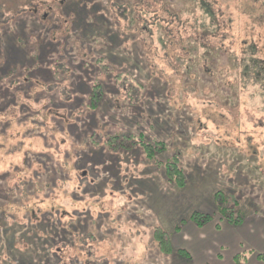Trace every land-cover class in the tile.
I'll use <instances>...</instances> for the list:
<instances>
[{
    "label": "rangeland",
    "instance_id": "1",
    "mask_svg": "<svg viewBox=\"0 0 264 264\" xmlns=\"http://www.w3.org/2000/svg\"><path fill=\"white\" fill-rule=\"evenodd\" d=\"M62 1L0 0V35L15 32L0 51V204H13L0 212V264L44 263V237L74 221L95 237L80 223L53 264H201L245 224L256 248L239 262L264 264V0ZM174 164L183 187L168 180ZM196 211L213 220L197 227Z\"/></svg>",
    "mask_w": 264,
    "mask_h": 264
},
{
    "label": "trees",
    "instance_id": "2",
    "mask_svg": "<svg viewBox=\"0 0 264 264\" xmlns=\"http://www.w3.org/2000/svg\"><path fill=\"white\" fill-rule=\"evenodd\" d=\"M63 1H62V3H63L62 6L67 5V3H69L70 0L69 1L68 0H63ZM62 6H61V8H63ZM49 10H51V8H49ZM30 12L31 13H35V9L34 10H30ZM48 15H50V14H48ZM125 15L127 17V15H129V14L125 13ZM1 17L4 18V21L0 24L1 28L8 27L10 25V20L8 18L9 14H4ZM45 17L47 18L48 16L45 15ZM52 18L53 17H51L50 19H46V21H51ZM128 18H129V16H128ZM23 20L24 21H22L20 25H22V24L26 25V23H28L29 21H32V19H23ZM20 25H16V27L19 28ZM1 31H2V35H0V45L2 44V40L4 41V40H8V39L12 38L14 36V33H15V32L13 33V29H6V30H2L1 29ZM52 31H53V29H52ZM3 50H5V49L1 45L0 51H3ZM1 57H2V61H1ZM3 62H6V60H5L4 55H1V52H0V87H2V80L4 79V78H2V74H1V67H2L1 64H3ZM238 66L241 67L240 65H238ZM262 69L264 71V64H263V68ZM240 70H241V68H240ZM261 75H262V72L259 71V73L257 74V77H260ZM101 93H102V95L99 94V96H98L96 94L94 97H92V108L93 109H97L98 105L101 103L102 99L104 98V94H103L102 91H101ZM28 135H30V130L26 131L25 136H28ZM7 138L8 137H6V139ZM144 146H145V152H146L147 156L152 159L154 157V152H153L152 147L147 145V144H144ZM3 149H6L5 150V155L13 157L14 155L18 154L17 146L14 149L13 148H8L7 149L6 145H5V146H3ZM48 149L52 150V148H48ZM49 154H50V156H53L52 151H50ZM24 156H25V154H23V157ZM66 157H68V155ZM68 159H69V157L66 158V160H68ZM34 161H37V159H35ZM46 170L49 171L48 172L49 174H52L55 169L51 165H49V166L46 167ZM39 174H41V173H39ZM167 176H168V180H170L171 182L176 183L178 186H180V187L185 186V177H184L182 171L177 167L176 164L170 165V167H167ZM39 178H40V176H36V177H34L32 179V183H33V186L35 188V192L37 194H39L40 191H41V182H40ZM61 180L64 181V182L71 181V179H68L67 176H63V178H58L57 181L54 182V185L49 184V187L53 188L55 186V184L57 182L61 181ZM4 206H5V204H2V205L0 204V212L1 213H6L8 210L13 209V204H8V206H6V207H4ZM220 211L225 216L233 215V213L229 214V210L224 208V207ZM241 217L242 216H238L236 218V220L230 219L228 221V223L231 224V225L239 226L244 221V219L241 218ZM27 218L29 219L28 214H27ZM79 219H81V218H79ZM189 219L197 227L204 228L207 224H209L213 220V216L211 214H207V213L196 211L190 216ZM2 220H3V222L5 221L4 219H2ZM80 223H81L82 226L86 227L84 229V232H85L84 236H83L84 239H86L87 235H91V236H87V238H90V239L95 237L94 235H92L90 230H88V232H86L87 229H88L87 228L88 227V223L85 224L82 221L78 222V224H77L76 221L71 222L70 226L73 229L72 232L67 231L66 233H63V234H58L60 232V228L54 226L53 229H52V235L51 236L47 235V236L44 237V240L47 243V251H48L46 256H45V258H44V263H42V261H41V259L39 257H37V261L34 258H33L34 261H32V260H30V261L32 263H34V264H53L54 261L59 262L61 260V255H60L59 250L62 249L63 246H69L70 250L75 247L74 246L75 245V243H74L75 239L74 238H77L75 234L78 232L77 228L79 227ZM184 223H186V221H184ZM2 226L0 225V235L2 234V230H3ZM35 226H37V225H34V224L29 225V223L26 222L25 226H21V229L22 230H26V229L28 230V228H29L30 230L28 232V236H38L40 238L42 236V234L41 233H37L36 231H38V230L34 231V230L31 229V227H35ZM39 227H40V225H38V229H39ZM4 228H5V225H4ZM179 229L180 228H177L176 231L179 232ZM68 233H73L74 235L68 236L67 235ZM55 234H58V235H55ZM80 237H82V236H80ZM155 238L157 240V243L159 244L160 252L162 254L171 255L172 253H174V247H173L172 241H170L171 238H170L169 233L167 231L165 232L162 229H157L156 232H155ZM3 240L4 239H0V241H3ZM6 248L7 247H5V249ZM179 253H180V255L185 256V257H189V259H191L190 254H188L187 252H185L183 250H179ZM24 254L26 255L27 253H24ZM240 259H241V255H237L235 257L236 264H241V262H239ZM258 259L264 262V255H259ZM4 262L6 264H10L7 259H4Z\"/></svg>",
    "mask_w": 264,
    "mask_h": 264
},
{
    "label": "crops",
    "instance_id": "3",
    "mask_svg": "<svg viewBox=\"0 0 264 264\" xmlns=\"http://www.w3.org/2000/svg\"><path fill=\"white\" fill-rule=\"evenodd\" d=\"M245 225L243 226V228H241V235H238L237 237L229 239L228 242H220L219 239L223 235L215 237L213 244H211V246H209L208 248H205V255L206 257L209 256V258L206 261L202 262L201 264H235L234 262L235 256L238 254V252H241L243 248L246 247V245L255 249L256 247L254 245V239L249 237L252 232L249 230L247 235L246 233H244L246 229L245 227H247ZM188 227H190V225H186L185 230ZM228 229L235 230L236 228H230L228 226L223 228V230L225 231ZM260 231H261V228H258L254 231V236L258 237L257 239L259 241L261 240ZM221 234H223V231ZM263 235H264V231H263ZM253 249H248L250 250L249 256L253 255V253L255 252V250ZM261 252H264V250ZM220 253H222L221 258L217 256Z\"/></svg>",
    "mask_w": 264,
    "mask_h": 264
}]
</instances>
